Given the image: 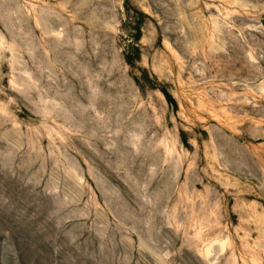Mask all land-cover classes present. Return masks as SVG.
Masks as SVG:
<instances>
[{"label": "rangeland", "instance_id": "obj_1", "mask_svg": "<svg viewBox=\"0 0 264 264\" xmlns=\"http://www.w3.org/2000/svg\"><path fill=\"white\" fill-rule=\"evenodd\" d=\"M0 264H264V0H0Z\"/></svg>", "mask_w": 264, "mask_h": 264}, {"label": "trees", "instance_id": "obj_2", "mask_svg": "<svg viewBox=\"0 0 264 264\" xmlns=\"http://www.w3.org/2000/svg\"><path fill=\"white\" fill-rule=\"evenodd\" d=\"M128 3V0H127ZM130 13V12H129ZM141 17H144L145 15L140 12ZM138 22L135 25V30H136V34L133 36L134 41H139L141 39V27L143 24V18L138 19ZM129 50L127 51V55H126V60L127 62L131 63V60L136 57L137 59L140 58V50L136 47V46H130L128 48ZM146 79H148V81L150 83H154V81L148 76V74L146 75ZM159 90L162 92V94L165 96L167 102L169 103V105L171 107H173L174 109H176L178 107L177 105V101L174 99V97L172 96V94H170V92L165 89V88H159ZM184 141H186L184 139Z\"/></svg>", "mask_w": 264, "mask_h": 264}]
</instances>
